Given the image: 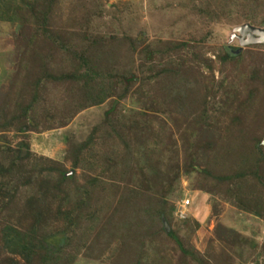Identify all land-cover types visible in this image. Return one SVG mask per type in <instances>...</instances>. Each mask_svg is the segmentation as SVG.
Segmentation results:
<instances>
[{"label": "rangeland", "instance_id": "obj_1", "mask_svg": "<svg viewBox=\"0 0 264 264\" xmlns=\"http://www.w3.org/2000/svg\"><path fill=\"white\" fill-rule=\"evenodd\" d=\"M57 2L50 24L55 33L52 37L54 41L60 39L57 44L66 45L69 50L63 51L51 42L52 39L40 36L33 45L36 56L30 60L31 51L25 56L32 33L30 27L18 28L16 24L0 22V229L8 224L18 231L28 233L32 230L35 242L45 235H56L60 229L66 230L70 244L86 241L83 251L72 264L138 263L141 258L135 256L138 247L131 244L123 253L124 241L129 238L121 240L119 231L117 233V228L120 233L125 231L127 214L114 215L111 211L104 214V220L111 217L108 225L101 222L88 229L86 220L79 225L87 215L86 211H81L78 225L68 228L63 218L55 219L56 211L64 208L56 198L52 200L47 195L45 200L52 201L51 213L38 216L36 223L44 227L41 230L33 223L35 209L28 205L46 192L44 183L48 180L50 184L61 176L65 177L68 179L66 184L59 187L65 190L71 189L75 183L86 184L88 171L71 167L72 145L82 143L90 131L101 124L110 102L123 92V79L131 72L137 75L136 81L119 100L115 114L129 124L136 122L140 125L144 120H153L155 129L158 127L156 123L165 125L164 135L173 138L176 147L169 153L173 156L177 150L180 170H184L186 163L192 164L186 174L181 172L175 192L165 198L174 206L182 199H190L192 203L186 221H177L173 217L170 226L165 222L170 231L175 232L184 249L193 250L208 264H264V220L252 214L255 200L264 199L262 187L254 178L238 179V183L235 179H219L243 172L241 168L249 149L256 146L264 150V43L244 45L246 34L242 36L234 31L244 24L264 29V23H261L264 20V0H256V5H260L258 16L250 21L239 18L238 14L229 16L231 0ZM237 2L241 8L247 6L245 0ZM235 9L240 10L237 6ZM170 42L186 43L182 51L177 49L170 54L175 59L186 57L184 60H187L179 64L180 91L186 105L182 111L164 104L167 99L160 90L165 80L163 71L153 79L155 72L163 69L167 62L166 55L155 51H162ZM227 48L241 50L235 59L220 63L218 55ZM84 53L91 65L102 70L100 78L88 82L87 89L92 93L100 92V97L106 94L110 98L98 106L76 110L77 103L86 105L81 99V86L69 82L47 85L48 91H44L43 97L47 102L58 104L51 117L57 116L67 122L61 139L53 135V139L61 142L56 153L55 147L47 142V138L52 139L53 127L46 132L41 127L22 132L10 123L4 128L7 119L20 113L30 95V81L27 80L33 79L28 77L36 74L34 78H37L45 70L53 76L70 74L81 61L78 56ZM24 66L30 69L26 75L20 73V67ZM220 82L223 83L222 89L218 88ZM248 97L253 98L250 103L241 105ZM38 107L44 108L43 105ZM203 110L207 112V118L201 115ZM46 111L49 113L48 108ZM138 112L146 115H138ZM49 119L47 115L43 122L49 123ZM158 135L162 140L163 132ZM130 138L128 145L139 143L137 137ZM105 147L107 145L103 152L107 149ZM25 152L29 157H24ZM91 152L92 148L85 152V157H90ZM120 152L123 156V147ZM11 162L15 165L12 166ZM137 167L138 164L132 169L134 175ZM70 176L73 179H69ZM118 180L122 186L131 184L123 176ZM239 203L251 206L252 213L242 212ZM79 214H71V217ZM134 216L133 213L131 218ZM141 219L136 215L132 222ZM158 223L159 220L151 223L153 235L147 239V257L143 263L155 255L151 244L155 245L152 238L158 232ZM162 228L165 229L164 223ZM159 245L164 247L163 256H166L161 264H196L184 258L174 242L165 238ZM130 256L132 258L127 263ZM34 260L32 264H38L37 259ZM200 260L198 264H201ZM0 264H23V261L7 252L0 241Z\"/></svg>", "mask_w": 264, "mask_h": 264}, {"label": "trees", "instance_id": "obj_2", "mask_svg": "<svg viewBox=\"0 0 264 264\" xmlns=\"http://www.w3.org/2000/svg\"><path fill=\"white\" fill-rule=\"evenodd\" d=\"M245 2L247 6L241 8L237 0H231L232 9H228L229 16L231 17L232 15L238 14L239 18H244L249 21L255 19V17L258 16L257 12L259 11L260 5H256V0H245ZM57 5V0H0L1 23L16 24L19 26L18 28L24 26L30 27V32L32 33L27 42L25 51V56L28 55L27 52L29 51L33 54L29 55L30 60L33 59V56H36V50L33 48V45L37 43V39L40 36H46L52 39L51 42H55L56 44L60 43V39L58 38L59 41L57 39L54 41L52 37V33H54L52 29L53 26L50 27ZM235 6L240 10L235 9ZM261 23H264V20H262ZM57 45L59 49L63 51L69 50V47L66 45ZM185 46L186 43L184 42H170L162 51L156 50L155 52L167 56V62L163 64V69H159L153 75V79H155L163 71L165 80H163L160 90L163 91V97L167 99L164 104L168 108H179V110L181 108V111L186 108V105L183 104V92L180 91L179 64H181V61H183L184 64L187 60H184L186 57L181 60L179 58L175 59L170 54L178 50L182 51ZM236 57V50L227 48V51L225 50L223 54L218 55V60L220 63H225ZM78 58L81 61L77 67H75L74 71L67 75L62 73L53 76L48 70H45L43 74L37 78H34L36 74L33 76L28 74L30 77L27 79H33V81L27 80L30 81L28 84L30 95L20 111L21 114L18 113L13 115V120L9 116L10 119H7V123H4V128L10 125V123H12L14 127L18 126V130L22 132L35 131L39 127L45 130L44 132L51 130V127L54 129L64 128L67 123L65 119H59L57 116L51 117L54 115V111H56L58 104L56 102H47L43 97L44 91L46 89L48 91L47 85H58L69 82V84L73 86H81L83 88H81L83 92L81 99L84 100L86 105L77 103L76 110H78V108L83 109L98 106L103 101L109 99L110 97L106 96V94L100 97L98 96L100 92L97 91L98 93H92L87 89L89 87L88 82L93 81L94 78H100L102 70H99V67L91 65L92 62L86 60L89 57H87L85 53L82 56H78ZM39 60L43 62L41 57ZM51 62L53 61H50V63ZM41 65L46 66L45 63H41ZM170 67H174V69ZM29 70L27 66L20 67V73L23 72L25 75ZM167 70H169V72H167ZM136 78L137 75L130 72L128 77L123 79L124 86L121 90L123 92L119 93L118 96L110 102V107L105 112L101 124L95 126L82 143L72 145L71 167H73V170L80 168L88 171L86 184L78 185L75 183L72 185L71 189L65 190L59 188L66 184V180H68L63 176L56 182L50 184H48L49 180L45 182L44 187H46V192L28 202L29 208L35 209L33 223L38 221L39 215H47L50 211L52 201L45 200L47 199V195L52 200L56 198L61 207L64 208V210L56 211V213L54 211L55 219L57 217L63 218L68 228L72 225H78L81 211H86L87 215L80 221L79 225L83 220H86L88 229L92 228L94 225H100L101 222H103L104 225H108L111 221V217L104 220V214H108L111 211H113L114 215L127 214L128 222L126 220L127 227H125V231L120 233V230L117 228V233L119 231V238H121V240L126 237L129 238L124 241L123 253L125 250L129 249L131 244L138 247L135 256L136 258H141L137 264H161L162 260L165 261L166 256H163L164 247L159 245L160 240L164 242L165 238L166 240L168 239L174 242L177 250L181 252L184 258H188L198 264L200 258L204 259V257H198V254L194 253L193 250L189 251L184 249L180 239L175 235L172 229L169 232H166L164 228L161 229V225L164 222L169 226L171 225L175 208L173 204L171 205V203L166 202L165 198L175 192L181 172L183 171V173L186 174L187 171L191 169L192 164L186 163L184 170H180L181 167L177 158V150L173 156L169 153L170 150H174L176 147L173 138L164 135L165 125L156 123L158 127L155 129L153 120H144V123L140 125H137L136 122L129 124L125 120L120 119L119 115L115 114L117 107L119 109V100L124 98L125 94L133 86L131 84L136 81ZM218 86L219 89H222L223 83L220 82ZM252 99L253 98L248 97L241 105L250 103ZM39 105H43L44 108H39ZM37 107L39 109L38 112H36ZM45 108H48L49 113H47ZM119 112L121 111L119 110ZM47 115L50 117L49 123L43 122V119H45ZM138 115L146 114L138 112ZM201 115H203L204 118L208 116L207 112L204 110ZM236 119H238V116ZM30 122L34 124L28 126L27 124ZM51 124L52 126H50ZM162 132L163 139L161 140L162 136L158 134ZM134 136L139 139L137 140L139 143L133 144L132 146L128 145L127 143L129 139H131L130 137ZM257 144L260 145L259 140ZM106 145L107 147L105 148L107 149L103 152L102 149H104ZM122 147L123 156L120 152ZM90 148H92L93 151L91 152L92 155H90V157H85V152L90 150ZM18 152L19 151H17V153ZM24 157H29V153L25 152ZM137 164V172H135L134 175L132 169ZM11 165H15V162H11ZM58 165H60V163ZM186 166L188 169H186ZM241 170L243 172H237V174H233L229 177L223 176L219 179L220 181L235 179L237 180L235 183H238V179L254 178L259 182L264 191V150H259L256 146L249 149ZM204 172L207 173L206 171ZM122 176L130 181V186L127 184L124 186L121 185L118 178ZM69 179H73V177L70 176ZM54 191H56L55 195L53 194ZM41 192L40 190V193ZM57 194L61 196L56 197ZM254 205L255 209L252 213L251 206L246 207L239 203L242 212L249 211L256 218L264 220V199L255 200ZM29 211L31 212L32 210L29 209ZM78 212L80 214L77 217H71V214H76ZM133 213L135 216H140L142 219L139 222H132L135 217L131 218ZM155 220H159L158 232L154 233V239L152 238V240H155V245L151 244L153 245L155 255L154 257L152 256L149 261L143 263L145 261V256L147 257V239L148 237L151 238L153 235L151 223ZM47 224L48 222L44 225ZM37 225L41 230L44 228L42 225ZM33 227L34 225L32 224L31 228ZM100 229H103V227ZM0 230L2 247L12 256H18L23 261V264H32L33 261H35L34 259H37L38 264H72V261L86 246V241L83 240L70 244L71 239L68 238V231L63 229H60V232L58 231L59 234L45 235L37 242L32 240V230L28 233L22 232L8 224L2 225ZM98 238L97 236V239ZM87 249H90V247ZM223 254L225 255V253ZM131 258V256L127 257V263ZM203 259L200 260L201 264H208ZM225 264L227 263L225 262ZM231 264L234 263L232 262Z\"/></svg>", "mask_w": 264, "mask_h": 264}, {"label": "water", "instance_id": "obj_3", "mask_svg": "<svg viewBox=\"0 0 264 264\" xmlns=\"http://www.w3.org/2000/svg\"><path fill=\"white\" fill-rule=\"evenodd\" d=\"M234 31L239 32L242 36L244 34H246V38L247 40L243 43L244 45L249 44V43H253V44H258V43H264V29L262 28H258V27H253L251 25L248 24H244L240 27H237L234 29ZM239 40H241L239 38ZM241 44V45H243ZM241 50V48H239L236 53H238ZM164 227L166 232H169L170 229L167 226V224L164 222Z\"/></svg>", "mask_w": 264, "mask_h": 264}, {"label": "built area", "instance_id": "obj_4", "mask_svg": "<svg viewBox=\"0 0 264 264\" xmlns=\"http://www.w3.org/2000/svg\"><path fill=\"white\" fill-rule=\"evenodd\" d=\"M190 199H182L176 203L173 216L177 221H186L190 215Z\"/></svg>", "mask_w": 264, "mask_h": 264}, {"label": "crops", "instance_id": "obj_5", "mask_svg": "<svg viewBox=\"0 0 264 264\" xmlns=\"http://www.w3.org/2000/svg\"><path fill=\"white\" fill-rule=\"evenodd\" d=\"M67 128H61V129H58L59 131H55V129L54 130H50L52 133L50 134V137L52 138V139H48L47 138V142L51 145V147L53 148V147H55V153H56V148H57V146H59V144L61 143L60 141H57V140H55V139H53V135L54 136H60V139H61V136H64V134H65V130H66ZM47 144V143H46ZM48 145V144H47ZM51 148V149H52ZM53 150V149H52ZM53 153H54V151H53ZM201 198V197H200ZM200 198H199V200L198 201H200ZM202 200V199H201ZM191 208H192V204H191V207H190V212H191Z\"/></svg>", "mask_w": 264, "mask_h": 264}, {"label": "clouds", "instance_id": "obj_6", "mask_svg": "<svg viewBox=\"0 0 264 264\" xmlns=\"http://www.w3.org/2000/svg\"><path fill=\"white\" fill-rule=\"evenodd\" d=\"M192 204V203H191ZM191 207V206H190ZM174 212V211H173ZM190 214H191V212H190ZM190 216V215H189ZM174 217V216H173Z\"/></svg>", "mask_w": 264, "mask_h": 264}]
</instances>
